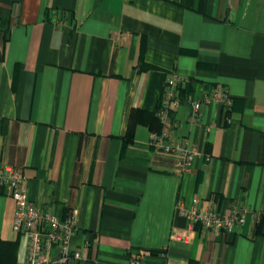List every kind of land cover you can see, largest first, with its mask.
Wrapping results in <instances>:
<instances>
[{
	"label": "crops",
	"instance_id": "0c3cea01",
	"mask_svg": "<svg viewBox=\"0 0 264 264\" xmlns=\"http://www.w3.org/2000/svg\"><path fill=\"white\" fill-rule=\"evenodd\" d=\"M170 74L180 97H232L197 123L191 103L171 111L172 136L198 150L181 174L143 121ZM0 165L39 207L74 211L79 264H264V0H0ZM194 198L245 207L244 222L188 228L177 203ZM14 210L0 188V264L26 254Z\"/></svg>",
	"mask_w": 264,
	"mask_h": 264
},
{
	"label": "built area",
	"instance_id": "2783aa9c",
	"mask_svg": "<svg viewBox=\"0 0 264 264\" xmlns=\"http://www.w3.org/2000/svg\"><path fill=\"white\" fill-rule=\"evenodd\" d=\"M180 84L182 79L176 74H170L165 78L157 111L161 127L153 132L150 138V145L157 154L176 159L178 174L191 168L198 150L196 146L172 136L171 111L179 106L181 100L191 103L193 108L191 121L197 123L200 120V109L203 104L218 103L226 109L232 104L230 93L222 85H212L202 91L199 99L193 100L188 96L178 95ZM0 188L15 202L13 228L23 232L27 239L26 254L20 264L80 263L81 250L72 247L71 243L75 232L74 211L60 218L49 209L36 205L28 197L24 173L10 165H0ZM193 202L192 207H186L181 202L177 203L188 221V228H193L199 223L216 232L232 231L236 225L244 222L247 209L238 204H233L227 214H221L213 208L198 207V198H194ZM172 236L184 238L177 233H172ZM52 248L56 249L55 257L50 255Z\"/></svg>",
	"mask_w": 264,
	"mask_h": 264
},
{
	"label": "trees",
	"instance_id": "16d2710c",
	"mask_svg": "<svg viewBox=\"0 0 264 264\" xmlns=\"http://www.w3.org/2000/svg\"><path fill=\"white\" fill-rule=\"evenodd\" d=\"M179 87H180V86H179ZM179 87H178V89H179ZM182 91H183V90H182ZM179 93H181V92H179ZM179 95H180V94H179ZM181 95H182V93H181ZM182 96H183V95H182ZM143 115H145V113H144ZM144 117H145V118H144ZM144 117H143V121L148 120V118H149L150 120H156V123H157V129H159V128L161 127V124H160V122L158 121L155 112L152 113V114L145 115ZM127 140H129V139H127Z\"/></svg>",
	"mask_w": 264,
	"mask_h": 264
}]
</instances>
